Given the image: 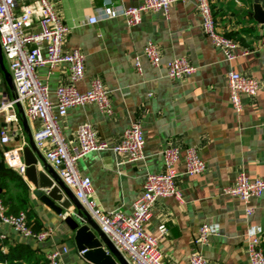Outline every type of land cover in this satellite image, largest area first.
<instances>
[{"label": "crops", "instance_id": "crops-1", "mask_svg": "<svg viewBox=\"0 0 264 264\" xmlns=\"http://www.w3.org/2000/svg\"><path fill=\"white\" fill-rule=\"evenodd\" d=\"M254 1L210 0L218 31L246 52L228 63L204 35L193 2L174 3L167 16L147 12L138 25L128 27L121 17L95 24H88L87 19L98 16L106 2L135 7L141 0H50L68 28L63 51L78 50L85 57L84 77L75 84L77 90L84 93L93 79H99L112 109L110 115L94 104L68 109L61 120V131L69 149L77 146L76 131L82 124L91 127L96 141L109 145L117 144L134 122L140 124L144 138L139 161L129 163L106 150L90 153L77 162L80 175L91 181L90 200L95 208L104 213L119 210L131 214L132 204L142 194L145 175L163 172L162 153L167 147L179 149L175 172L180 199H157L143 226L152 237L159 235L160 225L166 226L157 244L162 264H189L193 251H201L206 264H248L246 247L254 236L260 237L264 251V191L251 201L250 215H246L239 199L222 194L238 173L264 181V35L250 17ZM257 1L264 10V0ZM36 30L34 23L30 31ZM148 42L159 52L157 67L142 55ZM135 57H139L140 72L135 69ZM174 58L185 59L195 72L169 79L166 65ZM231 70L263 82L254 98L241 97L238 113L230 105L226 85ZM36 77L47 86L51 102H55L56 88L69 83L64 64L41 67ZM13 96L7 61L0 48V101ZM7 115H14L16 120L6 123ZM38 127V122L24 119L20 106L1 112L0 130L7 129L8 143L0 144V165L5 151L19 148L22 153ZM186 148L193 149L205 163L204 173L191 177L184 173ZM21 179L27 189L25 212L31 229L50 227L53 231L47 240L37 243L2 226L1 253L24 245L34 255L15 264H45L48 252L65 249L63 264H94L76 249L73 234L63 223L64 214L58 216L42 205L26 179ZM8 190L12 197L20 192L14 182L8 183ZM202 224L209 225L211 236L200 247L194 241Z\"/></svg>", "mask_w": 264, "mask_h": 264}, {"label": "built area", "instance_id": "built-area-1", "mask_svg": "<svg viewBox=\"0 0 264 264\" xmlns=\"http://www.w3.org/2000/svg\"><path fill=\"white\" fill-rule=\"evenodd\" d=\"M193 2L200 18L201 28L211 44L219 49L226 62L230 63L245 51L237 49L234 40L226 37L216 27L210 0H141L135 7L113 6L106 2L98 16L87 19L88 24L99 20L123 18L128 27H134L147 12H159L168 15L174 3ZM34 23L38 30L30 31ZM68 28L54 10L50 0H0V48L7 61L11 82L14 89L12 99L0 101V113L17 105L28 121L38 122L39 127L33 133L32 141L48 165L52 167L61 182L73 193L83 209L99 226L115 249L128 264H162L157 251L158 240L166 233V226L158 227L159 235L152 237L144 230L149 220L154 202L159 198L180 199L176 184L175 167L180 160L179 149L167 147L163 155V172L147 173L142 184L141 196L132 204L131 214L125 215L119 210L100 212L90 200L91 181L81 176L77 162L84 156L102 151H111L121 155L126 162L132 163L143 158L144 138L139 123H131L122 133L117 144L109 145L96 141L95 134L88 124H82L76 131L77 146L69 149L62 131L61 120L67 110L94 104L103 113H112L107 91L99 79H93L88 91L81 93L75 84L84 77L85 57L78 50L65 52L62 49ZM142 55L157 67L160 55L157 47L148 42ZM64 64L69 71V83L56 88L55 102L48 98L46 85L36 77L37 69L46 65ZM135 69L141 71L139 57L134 59ZM195 67L183 58H174L166 65L167 77L171 80L192 75ZM263 82L244 76L236 71H229L226 85L230 105L235 112L242 109L243 95L254 98ZM16 120L14 115L5 117L6 123ZM8 143V131L0 130V144ZM4 165L19 177H24V164L19 148L7 150L2 155ZM184 173L197 176L205 172L206 165L191 148L184 150ZM264 181L252 180L243 173H238L232 185L222 189V194L239 199L245 206L246 215L252 213L251 201L262 195ZM10 228L24 238L37 243L47 240L52 228L40 231L31 229L24 212L8 213L7 207L0 199V227ZM211 236L209 225L202 224L194 244L204 246ZM2 237L0 236V239ZM65 249L52 250L45 256L47 264H63L62 253ZM82 254V253H81ZM248 264H264V251L260 237H251L247 243ZM189 264H206L201 251H193L188 257ZM4 264V263H1Z\"/></svg>", "mask_w": 264, "mask_h": 264}, {"label": "water", "instance_id": "water-1", "mask_svg": "<svg viewBox=\"0 0 264 264\" xmlns=\"http://www.w3.org/2000/svg\"><path fill=\"white\" fill-rule=\"evenodd\" d=\"M250 17L261 26L264 35V10L257 0L254 1ZM22 161L25 167L24 179L32 188L33 196L54 214H64L63 223L73 234L76 249L85 259L94 264H128L46 163L33 141L22 150ZM71 207L73 211L70 212Z\"/></svg>", "mask_w": 264, "mask_h": 264}, {"label": "trees", "instance_id": "trees-1", "mask_svg": "<svg viewBox=\"0 0 264 264\" xmlns=\"http://www.w3.org/2000/svg\"><path fill=\"white\" fill-rule=\"evenodd\" d=\"M9 182H14L16 184L17 189L20 190L18 196L12 197L10 195L8 190ZM0 199L7 207L8 213L16 214L22 211L26 214L25 205L27 202V189L22 179L15 173H13L10 169H8L3 163L2 165H0ZM1 244L2 241H0V248ZM33 255L34 254L31 253L26 246L16 245L13 248H8L6 254H2L0 249V262L5 264H15V261H25L26 258ZM44 263L47 264L45 258ZM34 264H39V262H35Z\"/></svg>", "mask_w": 264, "mask_h": 264}]
</instances>
